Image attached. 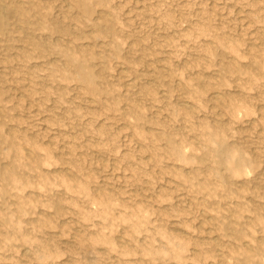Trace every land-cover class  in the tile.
Listing matches in <instances>:
<instances>
[{"label":"rangeland","instance_id":"obj_1","mask_svg":"<svg viewBox=\"0 0 264 264\" xmlns=\"http://www.w3.org/2000/svg\"><path fill=\"white\" fill-rule=\"evenodd\" d=\"M0 264H264V0H0Z\"/></svg>","mask_w":264,"mask_h":264},{"label":"bare ground","instance_id":"obj_2","mask_svg":"<svg viewBox=\"0 0 264 264\" xmlns=\"http://www.w3.org/2000/svg\"><path fill=\"white\" fill-rule=\"evenodd\" d=\"M16 7H17V6H16ZM14 11H15V12H18V13H20V11H21V10H20V9H17V8H15V9H14ZM215 95H216V94H215ZM218 98H219V97H218Z\"/></svg>","mask_w":264,"mask_h":264}]
</instances>
